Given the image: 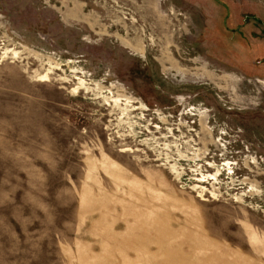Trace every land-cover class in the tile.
<instances>
[{"label": "rangeland", "instance_id": "obj_1", "mask_svg": "<svg viewBox=\"0 0 264 264\" xmlns=\"http://www.w3.org/2000/svg\"><path fill=\"white\" fill-rule=\"evenodd\" d=\"M0 264H264V0H0Z\"/></svg>", "mask_w": 264, "mask_h": 264}, {"label": "bare ground", "instance_id": "obj_2", "mask_svg": "<svg viewBox=\"0 0 264 264\" xmlns=\"http://www.w3.org/2000/svg\"><path fill=\"white\" fill-rule=\"evenodd\" d=\"M48 73H49V71L46 72L44 75H42L40 78L46 80V78L48 77ZM74 90H77V88Z\"/></svg>", "mask_w": 264, "mask_h": 264}]
</instances>
